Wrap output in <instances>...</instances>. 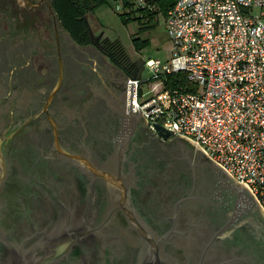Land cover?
<instances>
[{"label":"water","instance_id":"obj_1","mask_svg":"<svg viewBox=\"0 0 264 264\" xmlns=\"http://www.w3.org/2000/svg\"><path fill=\"white\" fill-rule=\"evenodd\" d=\"M127 83L49 0L0 8V264H264L252 194L126 115Z\"/></svg>","mask_w":264,"mask_h":264},{"label":"built area","instance_id":"obj_2","mask_svg":"<svg viewBox=\"0 0 264 264\" xmlns=\"http://www.w3.org/2000/svg\"><path fill=\"white\" fill-rule=\"evenodd\" d=\"M116 9L126 12L123 0ZM165 27L170 55L128 78L127 113L199 151L264 214V0H178Z\"/></svg>","mask_w":264,"mask_h":264},{"label":"trees","instance_id":"obj_3","mask_svg":"<svg viewBox=\"0 0 264 264\" xmlns=\"http://www.w3.org/2000/svg\"><path fill=\"white\" fill-rule=\"evenodd\" d=\"M54 12L57 15L62 29L68 33L70 38L77 44L87 46L91 44L90 30L88 25V15L98 6L107 2V0H49ZM126 12L122 18L125 23L144 22L162 15L166 17L168 12L176 5L178 0H147V7L136 8V5L129 0H123ZM153 9H150V8ZM86 18V19H85ZM133 45L137 52L143 50L144 40L140 37H134ZM105 55L111 63L122 68L125 72L131 74L133 63L122 43L117 41H106L104 48Z\"/></svg>","mask_w":264,"mask_h":264},{"label":"rangeland","instance_id":"obj_4","mask_svg":"<svg viewBox=\"0 0 264 264\" xmlns=\"http://www.w3.org/2000/svg\"><path fill=\"white\" fill-rule=\"evenodd\" d=\"M24 0H0V8L5 9L11 5L22 2ZM122 0H107L106 3L98 6L92 13L88 15V25L91 32L95 36H103L111 41L119 40L130 59H155L166 61L170 55L172 48L171 41L168 37L165 18L162 15L148 20L144 18V22H129L125 23L121 15L125 11H117L116 6ZM138 1V0H132ZM260 10L254 9V15H259ZM140 37L144 40L143 50L137 52L134 49L133 38ZM147 78L148 73H143ZM144 92L147 91L143 88Z\"/></svg>","mask_w":264,"mask_h":264},{"label":"flooded vegetation","instance_id":"obj_5","mask_svg":"<svg viewBox=\"0 0 264 264\" xmlns=\"http://www.w3.org/2000/svg\"><path fill=\"white\" fill-rule=\"evenodd\" d=\"M90 30V29H89ZM90 37H91V44L87 45V46H82V45H79L77 43H75L73 40H71L77 47H80V48H86V47H93L95 50H97L101 55H103L106 59V61L114 66L115 68H117L123 75L126 76V78L128 79L131 75L133 74H139L141 73L142 71L144 72L145 71V65H144V61L142 59H138V60H132L131 59V62L133 63V66H132V72L131 74H129L128 72H125L122 68L120 67H117L115 66L113 63H111V61L109 60V58L105 55L104 53V48H105V43L106 41H111L109 39H106L103 34L100 35V38L98 39L99 36H95L94 37L92 36L91 34V30H90ZM142 60V61H141ZM142 72V73H143ZM128 93V92H127ZM126 102H127V99H126ZM126 115H129V117H132V115H130L129 113H127L126 111ZM148 129V128H147ZM149 131V129H148ZM150 132V131H149ZM151 133V132H150ZM152 134V133H151ZM153 135V134H152ZM155 136V135H154ZM156 137V136H155ZM158 138V137H157ZM160 141H162L163 143L167 144V145H170L174 142V139H168V140H163L161 138H158ZM180 140V139H178ZM183 141V140H181ZM185 142V141H183ZM188 144V143H187ZM189 145V144H188ZM190 146V145H189ZM191 147V146H190ZM195 152H197L198 154H200L199 151L195 150L193 147H191ZM201 155V154H200Z\"/></svg>","mask_w":264,"mask_h":264},{"label":"crops","instance_id":"obj_6","mask_svg":"<svg viewBox=\"0 0 264 264\" xmlns=\"http://www.w3.org/2000/svg\"><path fill=\"white\" fill-rule=\"evenodd\" d=\"M65 32V31H64ZM65 34L70 38V36L68 35V33L65 32ZM71 39V38H70ZM134 39V38H133ZM72 40V39H71ZM133 41V40H132ZM135 49V48H134ZM136 51V50H135ZM171 52V50H170ZM143 60V59H142Z\"/></svg>","mask_w":264,"mask_h":264}]
</instances>
